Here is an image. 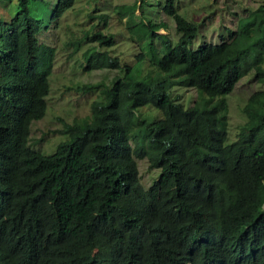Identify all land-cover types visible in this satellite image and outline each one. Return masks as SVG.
<instances>
[{
  "label": "trees",
  "instance_id": "trees-1",
  "mask_svg": "<svg viewBox=\"0 0 264 264\" xmlns=\"http://www.w3.org/2000/svg\"><path fill=\"white\" fill-rule=\"evenodd\" d=\"M53 1L0 0V264H264V89L226 143L227 95L252 71L264 83V3L194 49L200 26L176 0L117 4L115 25L94 2L103 27L69 46L89 44L86 71L116 74L77 87L96 93L91 111L64 119L68 137L44 154L31 127L48 108L57 48L42 34L76 2ZM162 12L176 42L160 32ZM175 85L198 96L186 104ZM139 159L160 169L148 188Z\"/></svg>",
  "mask_w": 264,
  "mask_h": 264
},
{
  "label": "rangeland",
  "instance_id": "rangeland-1",
  "mask_svg": "<svg viewBox=\"0 0 264 264\" xmlns=\"http://www.w3.org/2000/svg\"><path fill=\"white\" fill-rule=\"evenodd\" d=\"M48 3V0H46ZM136 0H76L73 8L58 21L53 22L50 32L42 34V38L52 43L57 48V59L52 75L50 76V92L47 97L48 108L45 115L35 120L31 127L30 144L44 154H52L56 151L57 145L65 140L68 135L61 133L63 120L73 121L76 116L90 113L91 101L97 96L96 93H81L77 87L88 82L109 80L115 74V70L95 69L86 71L83 67V50L89 45L84 43L82 49L73 54V46H69L71 39L82 35L83 31L93 24H99L98 17H91L89 13L93 10L94 2H98L97 11L108 12L110 23H117L114 19L115 6L121 3H133ZM142 0H139V2ZM153 1V4L158 0ZM56 0L52 2L55 6ZM264 0H176V5L181 14L189 20L195 21L200 26V33L194 39L192 48L198 49L206 42H220L227 39L229 27H235L239 17L249 14ZM36 5V10L38 9ZM147 11L148 7H145ZM42 17L49 20V7L45 5L41 12ZM140 13V10H137ZM161 18L167 22L168 28L160 29L161 33H170L174 42L180 36L175 27L173 18L171 19L164 12ZM122 36H119L121 39ZM118 52V50H115ZM254 72L245 75L236 88L227 95L229 106V128L226 143L234 141L242 123L246 121L242 108L249 96L260 89H264V83L258 82L254 78ZM173 93L180 96L186 104H191L198 96L193 87L175 85ZM90 109V111H89ZM146 114L155 116L156 111L145 109ZM143 112V113H144ZM88 113V114H89ZM142 123L136 121L135 134H139ZM138 166L142 177V182L148 188L160 173V169H152L148 166V161L139 159Z\"/></svg>",
  "mask_w": 264,
  "mask_h": 264
}]
</instances>
